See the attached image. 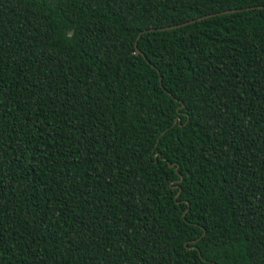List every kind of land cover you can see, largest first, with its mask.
Segmentation results:
<instances>
[{
	"label": "trees",
	"instance_id": "trees-1",
	"mask_svg": "<svg viewBox=\"0 0 264 264\" xmlns=\"http://www.w3.org/2000/svg\"><path fill=\"white\" fill-rule=\"evenodd\" d=\"M257 5L0 0V264H264Z\"/></svg>",
	"mask_w": 264,
	"mask_h": 264
},
{
	"label": "water",
	"instance_id": "water-1",
	"mask_svg": "<svg viewBox=\"0 0 264 264\" xmlns=\"http://www.w3.org/2000/svg\"><path fill=\"white\" fill-rule=\"evenodd\" d=\"M264 7V5H257V6H248V7H245L246 9H250V8H262ZM242 8H234V9H225V10H222V11H218V12H214V13H208V14H205V15H202V16H198L196 18H192V19H189L187 21H183L181 23H177V24H172V25H166V26H162V27H157V28H149V29H146L147 31H152V30H166V29H172V28H176V27H179V26H183V25H187V24H190L192 22H195L197 20H201L203 18H206V17H209V16H213V15H216V14H221V13H229V12H233V11H237V10H241ZM143 31H140L136 40H135V47L137 46V39L139 38L140 34L142 33ZM136 51L141 53L145 58V54L143 52H141L138 48H136ZM148 60V59H147ZM149 61V60H148ZM177 120H175L176 122ZM172 165V164H170ZM182 179V176H180L179 180ZM175 185H172V187H174ZM180 192V188L178 190V192L175 194V197L178 195V193ZM185 214V211L183 212V216ZM197 239H193L192 242H196ZM192 248H196V249H199L196 245H192L190 246ZM199 255H200V252H199Z\"/></svg>",
	"mask_w": 264,
	"mask_h": 264
}]
</instances>
